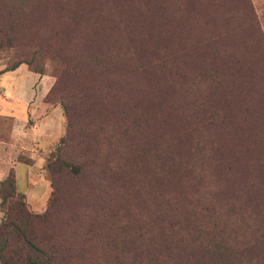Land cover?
<instances>
[{
  "label": "rangeland",
  "instance_id": "1",
  "mask_svg": "<svg viewBox=\"0 0 264 264\" xmlns=\"http://www.w3.org/2000/svg\"><path fill=\"white\" fill-rule=\"evenodd\" d=\"M38 1L0 0V166L2 181L13 171L18 195L3 203L9 187L0 186V224L22 222L21 208L34 217L29 236L57 251L59 263L111 259L113 250H131L121 244L146 231L149 209L158 208L147 201L149 170L135 165L149 145L158 149L162 109L132 54L138 45L129 42V31L142 29L110 0H96L102 15L91 21L70 19L66 0ZM186 1L159 0V9L168 14V27L186 30L174 50L187 48L182 61L189 85L223 123L253 120L257 115H245L241 104L264 100V0L205 2L183 24ZM36 66L40 74L32 72ZM229 73L245 81L242 93ZM169 90L163 105L182 99ZM61 161L78 165L79 174L58 172Z\"/></svg>",
  "mask_w": 264,
  "mask_h": 264
},
{
  "label": "trees",
  "instance_id": "2",
  "mask_svg": "<svg viewBox=\"0 0 264 264\" xmlns=\"http://www.w3.org/2000/svg\"><path fill=\"white\" fill-rule=\"evenodd\" d=\"M110 1L131 21L128 23L142 29L132 28L128 33L129 42L139 48H134L132 54L140 63L139 69L155 85L162 107L156 154L153 143L146 153L138 155L135 164L149 170L144 181L147 201L149 208H158L149 209L146 231L130 233L121 244H131L130 251L113 250L112 258L106 260L67 259L62 263L53 256L57 251H46L29 236L28 227L34 217L20 208L17 215L20 213L22 222L0 224V264H264V100L255 105L247 99L242 102L245 115H257L253 120L242 117L237 126L223 123L214 112L207 111V104L196 97L193 84L189 85L182 61L187 48L174 50L176 42L185 38L186 30L168 27V14L163 7L159 9V0ZM96 2L100 1L66 0L67 16L96 20L102 15L101 4ZM205 2L214 3L187 0L180 21L192 22L191 15H198ZM7 29L15 32L12 25ZM143 55L153 58L145 62ZM125 57L132 59V55ZM25 64L32 66L31 62ZM18 65L3 72L14 71ZM32 72L40 74L41 70L36 66ZM229 74L233 87L237 85L242 93L245 81L237 82L235 75ZM211 82L218 85V81ZM170 88L182 97L178 99L180 104L163 105ZM208 89L214 91L211 86ZM54 90L56 85L51 92ZM145 156L148 163L138 162ZM61 163L58 172L65 168L72 175L79 174L78 165ZM5 184L9 191L2 194L3 203L18 197L12 170L0 182V186Z\"/></svg>",
  "mask_w": 264,
  "mask_h": 264
},
{
  "label": "crops",
  "instance_id": "3",
  "mask_svg": "<svg viewBox=\"0 0 264 264\" xmlns=\"http://www.w3.org/2000/svg\"><path fill=\"white\" fill-rule=\"evenodd\" d=\"M4 176H5V170L2 166H0V182L2 181Z\"/></svg>",
  "mask_w": 264,
  "mask_h": 264
}]
</instances>
